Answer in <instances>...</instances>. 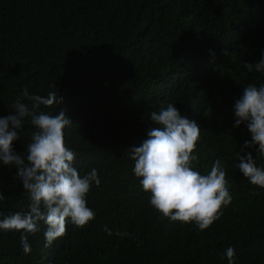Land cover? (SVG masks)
Here are the masks:
<instances>
[{
  "label": "trees",
  "instance_id": "obj_1",
  "mask_svg": "<svg viewBox=\"0 0 264 264\" xmlns=\"http://www.w3.org/2000/svg\"><path fill=\"white\" fill-rule=\"evenodd\" d=\"M262 56L264 0H0V117L25 87L56 92L63 103L41 110L69 115L74 166L101 181L87 196L95 219L69 222L51 247L43 222L29 254L21 232L0 230V264H228L230 246L235 264H264V188L244 177L237 152L259 167L264 157L245 148L252 134L234 112L244 87L264 84L244 67ZM169 103L201 129L193 169L207 174L220 159L227 172L232 203L204 231L151 206L129 158L157 127L149 113ZM34 130L26 122L14 142L21 156ZM17 172L0 162V219L28 210Z\"/></svg>",
  "mask_w": 264,
  "mask_h": 264
},
{
  "label": "clouds",
  "instance_id": "obj_2",
  "mask_svg": "<svg viewBox=\"0 0 264 264\" xmlns=\"http://www.w3.org/2000/svg\"><path fill=\"white\" fill-rule=\"evenodd\" d=\"M244 67L249 72L264 73V56L255 64L245 62ZM22 97L31 105L17 97L12 106L15 113L0 117V162L18 169L17 178L28 192L29 205L26 212L0 219V230L21 232L20 243L24 253L29 254L28 237L40 231V222L46 225L45 247H51L65 236L69 222L84 228L95 219L87 196L93 183L98 187L101 181L96 169L81 176L74 166L76 153L65 139V129L73 123L69 115L64 110L58 114L41 110V106L52 108L63 103V98L56 92L31 95L27 87ZM234 112L235 126L246 123L252 134V140L245 141V148L258 145L256 155L264 157V84L244 87ZM149 117L157 127L149 129L148 139L132 148L129 158L134 161L133 171L141 178L143 190L150 193L151 206L173 222L194 223L200 231L209 229L232 203L227 172L220 159L207 174L193 169V161L198 162L195 152L201 129L175 105L169 103L150 112ZM26 122L35 130L31 132L26 154L21 156L15 151L14 142L20 139ZM237 159L244 177L252 185L264 188V167L257 166L252 153L244 156L237 152ZM105 231H109L107 227ZM224 255L228 264H235L233 247H228Z\"/></svg>",
  "mask_w": 264,
  "mask_h": 264
}]
</instances>
